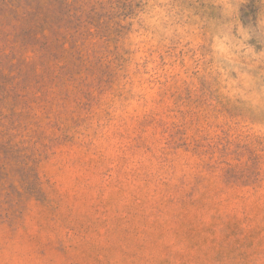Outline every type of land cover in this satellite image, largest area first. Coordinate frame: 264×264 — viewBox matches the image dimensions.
Listing matches in <instances>:
<instances>
[{"label":"rangeland","instance_id":"374dc122","mask_svg":"<svg viewBox=\"0 0 264 264\" xmlns=\"http://www.w3.org/2000/svg\"><path fill=\"white\" fill-rule=\"evenodd\" d=\"M0 264H264V0H0Z\"/></svg>","mask_w":264,"mask_h":264}]
</instances>
